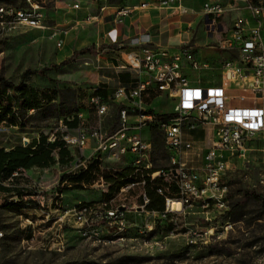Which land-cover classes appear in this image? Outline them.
<instances>
[{
	"label": "built area",
	"instance_id": "1",
	"mask_svg": "<svg viewBox=\"0 0 264 264\" xmlns=\"http://www.w3.org/2000/svg\"><path fill=\"white\" fill-rule=\"evenodd\" d=\"M42 2L26 0V6H13L0 1V25L46 28ZM159 3L183 13L189 12L183 0H159ZM74 7L79 8V3ZM137 7L122 6L109 16L113 15L116 20ZM107 8V5L102 6L100 12ZM200 14L209 36L225 34L218 46L232 57L217 66L212 60L197 56L199 46L196 41L185 42L177 48H163L152 46L149 33L129 40L137 50L132 61L122 63L119 69L132 70L137 77L130 88L119 86L112 93L111 98L120 106L118 128L113 131L102 127L90 130L81 123L75 133L62 136L66 146L90 149L87 155L76 157L67 173L90 171L95 176L93 184L104 187L109 184L105 179L107 172L124 176L120 179L125 183L110 200L81 202L61 211L56 209L59 212L56 219L47 213L41 220L44 226L53 222L43 230L38 227V234L49 233L46 236L48 246L62 251L66 246L67 227L75 228L87 239H124L131 226L129 215L132 209L139 214L170 219L175 226H178L179 215L199 214L210 226L191 229V243H197L198 239L212 242L232 228L228 173L240 169L252 159H258L264 169V0H205ZM231 15V24L226 29L218 18ZM97 18L98 15H88L86 20L93 22ZM215 67L220 69L214 78L216 81L208 79L203 83L199 76L193 82L185 73L186 68L203 73ZM229 90L241 93L236 96L228 93ZM150 91L161 92L173 103L171 116H160L162 113L147 107L145 98L150 96ZM245 101L247 104L242 105ZM89 102L100 117L108 112L109 103L102 96L93 94ZM206 125L212 127L209 145L191 154L195 142L186 134ZM153 126L164 136L170 166L150 172L153 167L150 158ZM144 130L148 131L147 136ZM56 133L49 136L50 141L56 138ZM127 168L129 172L123 174ZM23 170H16L12 177H18ZM259 182L264 186V174ZM148 183L163 197V211L148 209ZM136 186L142 187L137 196L142 200L141 205H114L121 199V194ZM175 203L180 204L179 208L174 206ZM220 219L223 223L219 228ZM36 223L29 215L23 218V242L31 231L33 234L29 240H35ZM3 236L4 232L0 230V264Z\"/></svg>",
	"mask_w": 264,
	"mask_h": 264
},
{
	"label": "rangeland",
	"instance_id": "2",
	"mask_svg": "<svg viewBox=\"0 0 264 264\" xmlns=\"http://www.w3.org/2000/svg\"><path fill=\"white\" fill-rule=\"evenodd\" d=\"M0 1L13 6L27 4L26 0ZM42 1L47 18L46 28L36 29L24 25L9 28L0 25V79L14 84H27L38 90L40 98L43 93H47L53 100L46 98L39 109H20L17 125L1 121L0 147L10 148L38 138L43 133L48 136L54 132L60 136L72 134L65 120L86 110L90 115L82 116L81 120H85V127L90 130L102 127L111 131L119 124L117 103L111 102L108 112L99 118L89 102L99 82L98 58L92 35L95 21L88 22L87 15L74 13V10H80L74 7L76 3L82 4L80 0ZM99 1L106 5L137 3L136 0ZM204 1L185 0L194 12L188 14L186 20L194 21L190 32L199 46L198 54L201 52L204 58L218 66L221 61L232 56L218 46V41L225 34L209 36L205 32L203 17L199 16ZM232 18L233 15L223 16L218 20L227 29ZM82 49L85 51L75 54ZM37 70H45V73ZM219 71L218 67L203 73L192 70L190 76L195 79L200 76L202 82L206 83L208 79L218 76ZM25 73L27 76L24 78ZM148 93L150 96L145 98L148 108L162 114L174 110L173 103L161 92ZM228 93L237 96L241 91L229 90ZM9 102V99L4 101L5 104ZM246 104L247 101L242 103ZM144 135H148L147 130H144ZM55 156L57 160L58 156ZM150 158L153 165L170 166L169 157H164L160 148L153 146ZM72 166L61 164L57 168H36L34 172L28 173L23 170L18 177L21 178L20 182L27 184L20 186L27 192L15 190L7 193L0 190V230L4 232L1 241L2 264H264V202L256 198H244L240 207L231 214L232 228L208 243L200 239L197 243L189 241L191 229L210 226L197 213L179 215L178 226H175L170 219L164 220L147 213L139 214L132 209L129 215L131 226L124 239H87L75 228L67 227L65 248L58 251L48 246L46 236L49 233L38 234V227L43 230L53 222L44 226L41 220L46 218L47 213L56 219L59 213L56 209H70L81 202L98 203L104 198L103 186L94 185L93 182L87 183L83 191L61 192L58 189L59 178L64 170ZM263 174V165L258 159H252L240 169L230 171L227 176L231 182L230 203L242 199L246 191L255 192L264 199V186L259 182ZM4 182L6 185L3 186L8 187L9 183L19 181ZM141 190L142 187L136 186L121 194V199L114 205H141L142 200L137 197ZM26 215L37 221L34 241L29 240L33 231L28 234L25 242L22 241L23 218ZM222 223L223 219H220L217 226L220 228Z\"/></svg>",
	"mask_w": 264,
	"mask_h": 264
},
{
	"label": "crops",
	"instance_id": "3",
	"mask_svg": "<svg viewBox=\"0 0 264 264\" xmlns=\"http://www.w3.org/2000/svg\"><path fill=\"white\" fill-rule=\"evenodd\" d=\"M80 1H82V4L81 5L79 4L80 10H74L75 11L74 13H77V15L84 14L87 16L98 15V18L95 20L94 29L92 31L93 44L96 47L95 54L97 55L98 58L97 68L99 74L98 86L94 88V92L97 89H101V91H103L104 93H102V95L100 96H102L109 104L111 102L117 103L111 98L112 93L116 88H118L119 86H125L127 88H130L134 83V81L136 80L137 76L134 73V71L119 69V66L122 63L132 61L133 56L137 50V47L132 46L129 42V40L132 37L137 36L139 34L149 33L152 39V46L163 47V48L165 47L177 48L185 42L194 41V39L191 37V32H190V30L194 25V21L186 20V16L194 12L191 11L190 8L186 5L185 0H183V3L189 9V12L187 13H183L179 9L174 7L171 8V7L161 6L159 0H136L137 3L134 5H137L138 7L134 9L130 14L116 20L113 17V15L109 16V14H112L114 9L126 5L108 4L107 5L108 8L103 13H101L100 8L106 4L100 3L99 0H80ZM142 3H146L147 5L141 6ZM199 16H201L200 13ZM198 52L199 51H197L198 57L202 59H208V58H204L201 55V52L199 54ZM190 72H192V70H190L189 68L185 69V73L191 79V81L193 82L196 81L195 78L190 76ZM214 78L212 79L214 80ZM95 113L99 118H101L97 114L96 110ZM75 115L78 117V120L73 122ZM89 115L90 112L86 110L83 112H77L71 117L69 116L65 120L67 128H69V130L75 133L76 129L79 127L81 123H83L85 126V120L84 121L81 120V117L82 116L89 117ZM211 136H212V127L208 125L186 134V137H190L195 142V148L190 153L193 154L198 148H204L208 146L210 143ZM38 138H33V139H38ZM31 141H26L25 143H18V144H22L26 146ZM14 146L10 148H6V147L4 148L6 150H9ZM67 148L70 152V156L72 159L68 163H65V165L73 164L76 157L87 155L90 152V149L80 150L78 147H70V146H67ZM55 155H57L59 158L58 153L54 152L53 156L56 161L55 164L51 165L48 168H41V169L49 170L52 166H55L57 168L58 165H61L58 162V159L56 160ZM36 168H40V167L33 166L29 169H24V171H26L27 173L34 172V169ZM70 169L71 167L67 168L62 173L65 174ZM20 179H21L20 177H16L13 181H19V182L9 183L8 187H11L12 190L6 192L11 193V192H15V190H23L27 192L26 189L20 188V186L22 185H27L24 182H20ZM64 183H65L64 185L68 187V189L63 191V193L65 194L66 192L72 193L75 190H81V191L84 190V189L73 188L72 187V185L74 184L73 182L65 181ZM3 185H6L5 182L3 183ZM82 185L84 186V188L87 187V183L85 181L82 182ZM110 185L111 184L109 183L108 185L103 187L104 194L108 192ZM117 194L118 193H116L114 197Z\"/></svg>",
	"mask_w": 264,
	"mask_h": 264
},
{
	"label": "trees",
	"instance_id": "4",
	"mask_svg": "<svg viewBox=\"0 0 264 264\" xmlns=\"http://www.w3.org/2000/svg\"><path fill=\"white\" fill-rule=\"evenodd\" d=\"M88 49V48H87ZM86 49V50H87ZM85 51V49L75 52L77 55L80 52ZM67 63V62H63ZM39 73H45V70H37ZM27 76V73L24 74V78ZM104 93L101 89H97L94 94L102 95ZM48 98L50 101L53 100L52 96H49L47 93L42 94L40 98L39 92L36 88L30 87L27 84L19 83L14 84L7 82L3 79H0V122L6 120L11 125H17L19 121V110H32L39 109L43 102ZM6 99L11 100L8 104H5ZM120 106H118V115H119ZM170 113L160 114V116L168 117L171 116ZM78 117L75 115L73 122L77 121ZM69 125V124H68ZM119 124L111 130L118 128ZM153 146L155 148H160L163 151L164 157H169L165 149L164 136L157 127L153 126L151 129ZM57 152L59 155L58 162L60 164H65L71 161L70 152L65 145V142L58 133H56V138L53 141L49 140L47 134H40L38 139H33L28 145L24 146L22 144H17L13 148L6 150L4 147H0V190L11 191V187L3 186L5 180H14L16 177H12V174L19 169H29L33 166H38L40 168H48L51 165L55 164V159L53 153ZM155 161V159H154ZM156 163V162H155ZM160 167L153 165L150 172L158 170ZM129 172L127 168L123 174ZM121 176V175H120ZM120 176H115L110 173H105V179L111 185L106 194H104V199L110 200L114 195L120 190L122 184L125 183L124 180L120 179ZM95 180V176L90 171H82L79 174H69L65 173L61 176L58 182V189L63 192L68 189L67 186L63 185L65 181L73 182V188L84 189L82 182L92 183ZM147 193L150 197V203L147 205L149 210H158L163 211L165 209V203L163 197L157 193L152 184L148 183ZM232 198V196L230 195ZM244 198H256L262 200L264 199L261 195L252 192L246 191L242 199L238 200L234 204H231L230 214L234 213V210L240 207L241 201ZM93 203V202H89ZM0 227H1V218H0Z\"/></svg>",
	"mask_w": 264,
	"mask_h": 264
},
{
	"label": "bare ground",
	"instance_id": "5",
	"mask_svg": "<svg viewBox=\"0 0 264 264\" xmlns=\"http://www.w3.org/2000/svg\"><path fill=\"white\" fill-rule=\"evenodd\" d=\"M174 206L179 208L180 204L179 203H175Z\"/></svg>",
	"mask_w": 264,
	"mask_h": 264
},
{
	"label": "snow or ice",
	"instance_id": "6",
	"mask_svg": "<svg viewBox=\"0 0 264 264\" xmlns=\"http://www.w3.org/2000/svg\"><path fill=\"white\" fill-rule=\"evenodd\" d=\"M197 95H199V93H197Z\"/></svg>",
	"mask_w": 264,
	"mask_h": 264
}]
</instances>
